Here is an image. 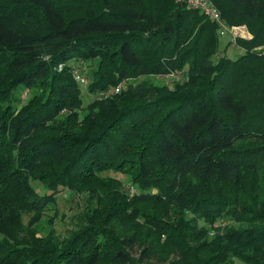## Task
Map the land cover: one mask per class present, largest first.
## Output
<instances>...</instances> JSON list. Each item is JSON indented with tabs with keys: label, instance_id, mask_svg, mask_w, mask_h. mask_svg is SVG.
I'll list each match as a JSON object with an SVG mask.
<instances>
[{
	"label": "trees",
	"instance_id": "16d2710c",
	"mask_svg": "<svg viewBox=\"0 0 264 264\" xmlns=\"http://www.w3.org/2000/svg\"><path fill=\"white\" fill-rule=\"evenodd\" d=\"M209 1L233 56L183 0H0V264H264V0ZM63 188L75 226L20 236Z\"/></svg>",
	"mask_w": 264,
	"mask_h": 264
},
{
	"label": "rangeland",
	"instance_id": "374dc122",
	"mask_svg": "<svg viewBox=\"0 0 264 264\" xmlns=\"http://www.w3.org/2000/svg\"><path fill=\"white\" fill-rule=\"evenodd\" d=\"M223 34L218 35L220 38V45H223L226 41L229 40L230 45H227L225 48V54L227 56H233L236 52L240 51L238 46L235 45L234 40L236 37L240 39H248L249 32L244 25H230ZM221 48V46H220ZM218 55V54H217ZM214 58V57H213ZM92 61L89 60H76L72 59L70 61L71 70H76L82 78L84 79V83L80 85L79 94L82 98V104L85 105L87 101L93 98L90 93H85V86L86 81L90 77L89 74V66L91 65ZM146 80L151 81H158L159 83H165L167 85L171 84V80H175L170 75L164 77H157L156 76H141ZM141 77H138L136 80H139ZM114 90V89H112ZM111 92H114L112 91ZM15 91L12 95H16ZM38 92L36 88H32V90L28 89H20L17 93L22 100L29 98L33 93ZM102 175H106L108 177L118 178L121 182L120 186L121 189L132 194V192H137L134 186H130L129 179L125 175L121 174L120 172H113V171H104ZM30 184L41 193V186L38 181L29 180ZM85 194L81 193H72L65 188L59 190L56 193V198L54 201L50 202V204L46 205V207L41 210L40 212L35 215L33 212H24L22 216H20V229L19 235L24 236L28 233H32L35 236L44 234L47 231L53 232L58 238H62L66 235V232L69 231L72 227L75 226V223L78 221V214L81 213L82 209L84 208L85 203ZM199 222L198 224H200ZM223 223L220 221L219 224Z\"/></svg>",
	"mask_w": 264,
	"mask_h": 264
},
{
	"label": "built area",
	"instance_id": "2783aa9c",
	"mask_svg": "<svg viewBox=\"0 0 264 264\" xmlns=\"http://www.w3.org/2000/svg\"><path fill=\"white\" fill-rule=\"evenodd\" d=\"M185 2V6L189 8H195L197 11L202 13L205 17H208L210 22L215 24L217 26V35L223 34L227 29L231 26H227L223 23V21L220 18L219 12L211 5V2L209 0H183ZM74 79L79 84L84 83V79L81 75H79L76 70H73ZM119 88V85H116L114 87L115 91Z\"/></svg>",
	"mask_w": 264,
	"mask_h": 264
}]
</instances>
